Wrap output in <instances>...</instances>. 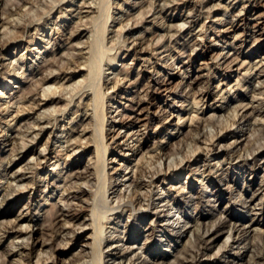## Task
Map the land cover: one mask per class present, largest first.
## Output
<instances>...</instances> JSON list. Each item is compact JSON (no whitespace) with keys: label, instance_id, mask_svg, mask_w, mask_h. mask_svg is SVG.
<instances>
[{"label":"rangeland","instance_id":"rangeland-1","mask_svg":"<svg viewBox=\"0 0 264 264\" xmlns=\"http://www.w3.org/2000/svg\"><path fill=\"white\" fill-rule=\"evenodd\" d=\"M28 1L0 0V41L11 39L0 50V264H36L39 255L42 261L54 256L56 264H119V255L126 251L133 264H264V257H259L264 215L255 216L264 210V0ZM94 17L107 30L98 29V24L92 27ZM229 21L235 22L234 31ZM102 29L104 38L99 34ZM224 30L228 32L221 33ZM96 33L100 43H93L103 48V52L97 48L101 54L91 45ZM201 42L205 47L197 45ZM221 53L226 58L217 60ZM48 59L56 63L52 66ZM89 59L95 62L90 64ZM245 61L250 66H243ZM155 80L168 84L158 90ZM51 88L62 100L41 99L44 89L51 96ZM230 89L222 98L223 90ZM30 91L34 94L24 98L23 93ZM205 91L212 95L196 108L192 102ZM138 98L144 103L131 114ZM179 114L185 120L181 130L176 125ZM128 116L137 122L122 128ZM193 116L201 117L200 123H191ZM100 124L106 127L109 150L105 174L98 178L92 167L97 157L92 139ZM161 144L162 164L156 151ZM141 157L145 158L139 168L144 171L138 172L134 166ZM125 165L134 169L126 178L131 169L125 170ZM76 171L87 173L77 181L69 176ZM136 180L139 186L130 187ZM103 185L108 192L104 196ZM75 190L85 192L67 197ZM133 190L151 198L140 207L130 198ZM254 194L256 209L251 211L244 204ZM53 204L82 219L56 218L54 211L49 216ZM154 213L160 215L158 220ZM197 220L203 227L194 225ZM237 220L241 231L252 226L245 241L247 236L231 228ZM188 222L194 225L192 232L198 229L192 238L161 226L179 229ZM29 225L31 234L19 232ZM229 230L233 233L228 242ZM206 231L208 236L200 238ZM98 232L103 234L98 240L104 250L100 262L87 246ZM151 232L152 238L139 237ZM209 237L214 238L212 244L206 242ZM27 240L31 251L21 255L17 246ZM155 252L164 259L155 258Z\"/></svg>","mask_w":264,"mask_h":264},{"label":"bare ground","instance_id":"bare-ground-1","mask_svg":"<svg viewBox=\"0 0 264 264\" xmlns=\"http://www.w3.org/2000/svg\"><path fill=\"white\" fill-rule=\"evenodd\" d=\"M27 1H28V0H27ZM55 1H57V0H55ZM146 1H147V0H146ZM28 2H29V1H28ZM248 2H249V1H248ZM44 3H45V2H44ZM83 3H84V2H83ZM136 3H137V2H136ZM138 3L140 4V2H138ZM37 4H38V3H37ZM53 4H54V3H53ZM56 4H57V3H56ZM101 4H102V3H101ZM134 4H135V3H134ZM149 4H150V3H149ZM46 5H48V4H46ZM102 5H103V4H102ZM102 5H101V6H102ZM83 6H84V5H83ZM99 6H100V5H99ZM135 6H136V5H135ZM149 6H150V5H149ZM151 6H152V5H151ZM50 7H51V6H50ZM50 7H49V10H50ZM54 7H55V6H54ZM141 7H142V6H141ZM152 7H153V6H152ZM152 7H151V8H152ZM32 8H33V7H32ZM92 8H93V7H92ZM100 8H101V7H100ZM106 8H107V7H106ZM151 8H150V11H147L148 14H150V12L152 11ZM154 8H155V7H154ZM160 8H161V7H160ZM160 8H159V9H160ZM201 8H202V7H201ZM46 9H47V8H46ZM53 9H54V8H53ZM147 9H148V8H147ZM157 9H158V8H156V10H157ZM226 9H227V8H226ZM33 10H34V9H33ZM51 10H52V9H51ZM102 10H103V9H102ZM104 10H105V8H104ZM154 10H155V9H154ZM161 10H162V9H161ZM38 11H39V10H38ZM43 11H46V10H43ZM95 11H96V10H95ZM49 12H50V11H49ZM49 12H48V13H49ZM101 12H102V11H101ZM103 12H104V11H103ZM145 12H146V11H145ZM208 12H209V11H208ZM42 13H43V12H42ZM45 13H46V12H45ZM80 13H82V10H80ZM98 13H99V12H98ZM29 14H30V13H29ZM148 14H147V15H148ZM108 15H109V13H108ZM141 15H142V14H141ZM144 15H145V14H143V16H144ZM143 16H142V17H143ZM38 17H39V16H38ZM103 17H105L104 14H103ZM106 17H107V16H106ZM190 17H191V15H190ZM39 18H40V17H39ZM94 18L96 19L97 17H94ZM94 18H92V20H93ZM107 18H109V17H107ZM143 18H144V17H143ZM33 19H35V18H33ZM95 19H94V20H95ZM251 19H252V18H251ZM260 19H261V18H260ZM31 20H32V19H31ZM35 20H36V19H35ZM80 20H81V19H80ZM94 20H93V21H94ZM96 20H97V19H96ZM96 20L94 21V24H93L94 26H92V27H96V25L98 24V21H99V20H97V21H96ZM100 20H101V22H102V21L105 20V19H100ZM32 21H33V20H32ZM107 21H108V20H107ZM259 21H260V20H259ZM95 22H97V23H95ZM104 22H105V21H103V23H104ZM185 22H186V21H185ZM188 22H189V21H188ZM194 22H195V21H194ZM260 22H261V21H260ZM33 23H34V21H33ZM21 24H22V23H21ZM95 24H96V25H95ZM101 24H102V23H101ZM182 24H183V23H182ZM229 24L231 25V27H230L229 29H230V30L233 29V31H234L235 28H236L235 22H234V21H231V22L229 21ZM13 25H14V23H13ZM16 25H17V24H16ZM18 25H20V24H18ZM18 25H17V27H18ZM102 25H103V24H102ZM102 25H101V27H103V29H105L106 27L104 28V26H102ZM104 25H105V23H104ZM179 25H180V24H179ZM97 26H98V27H97L98 29H101V27H100V23H99ZM128 26H129V25H128ZM128 26H127V27H128ZM182 26H184V25H182ZM260 26H261V25H260ZM15 27H16V26H15ZM99 27H100V28H99ZM192 27H193V26H192ZM121 28H122V27H121ZM93 29H94V28H93ZM98 29H96V30L98 31ZM103 29H102V31L99 30V31H100L99 34L101 33V36H100V37L103 36L102 33H105V32H103V31L107 30V29H105V30H103ZM175 29H176V28H175ZM181 29H182V28H181ZM179 30H180V29H179ZM203 30H204V29H203ZM90 32H91V30H90ZM95 32H96V31H95ZM95 32H94V30H93V34H94ZM113 32H114V31H113ZM222 32H223V33H227L228 30H227V31H225V30H224V31H221V33H222ZM16 33H17V32H16ZM17 34H18V33H17ZM104 35H105V34H104ZM13 36H14V35H13ZM172 36H174V35H172ZM1 37H2V36H1ZM90 37H91V36H90ZM92 37H93V36H92ZM92 37H91V38H92ZM95 37H96V38H92V39H91V40H92V42H91V45H92V46H93V44H94L93 41H94V42H97V43H100V41H99V40H100V37L97 36V33H96ZM97 37H98V38H97ZM104 37H105V36H104ZM104 37H102V38H104ZM118 37H120V36H118ZM2 38H4V37H2ZM13 38L15 39L16 37H13ZM102 38H101V39H102ZM106 38H107V37H106ZM120 38H121V37H120ZM17 39H18V37H17ZM94 39H95V40H94ZM96 39H97L99 42H98ZM102 40H103V39H102ZM117 40H118V38H117ZM10 41H11V39H10ZM10 41H8V40L4 41V40L1 39V41H0V50H3V49L8 45V43H9ZM103 41H104V40H103ZM120 41H121V39H120ZM125 42H126V41H125ZM158 42H159V40H158ZM158 42H157V43H158ZM160 42H161V41H160ZM195 42H196V41H195ZM92 43H93V44H92ZM97 43L94 44V46L96 47L95 50H97V48H98V47H97V45H98ZM102 43H103V42H102ZM117 43H119V42L117 41ZM122 43H123V42H122ZM89 44H90V43H89ZM158 44H159V43H158ZM183 44H185V43H183ZM189 44H190V43H189ZM189 44H188V45H189ZM231 44H232V43H229L228 45H231ZM87 45H88V44H87ZM91 45H90V46H91ZM116 45H117V44H116ZM121 45H122V44H121ZM185 45H186V44H185ZM197 45H199V46L201 45V46H204V47H205L204 42H201L200 44H197ZM92 46H91V47H92ZM98 46H99V45H98ZM100 47H101V46H100ZM113 47H114V46H113ZM115 47H116V46H115ZM115 47H114V48H115ZM188 47H189V46H188ZM93 48H94V47H93ZM108 48H109V47H107V48L105 47L104 49H106V51H107ZM110 48H111V47H110ZM119 48H120V47H119ZM202 48H203V47H202ZM88 49H89V48H88ZM98 49H99V48H98ZM102 49H103V48H102ZM102 49H99V50L102 51ZM111 49H112V48H111ZM196 49H197V48H195V50H196ZM205 49H206V48H205ZM207 49H208V47H207ZM89 50H90V49H89ZM91 50H92V49H91ZM93 50H94V49H93ZM99 50H97V51L99 52V54H101V51H99ZM112 50H113V49H112ZM108 51H109V50H108ZM93 52H94V51H93ZM98 52H94L93 54L99 56V54H97ZM102 52H103V51H102ZM105 53H106V52H105ZM103 54H104V53H103ZM53 55H54V54H53ZM88 55H89V54H88ZM90 56H91V55H90ZM221 56H222V53H221L220 55H218L217 60H219V58H220ZM93 57H95V56L93 55ZM99 57H100V56H99ZM55 58H56V57H55ZM96 58H97V57H96ZM103 58H104V57H103ZM113 58H114V60L112 59V61L115 62L116 58H115V57H113ZM221 58H222V59H225V58H226V55H223V57H221ZM94 59H95V58H94ZM94 59H93V63L95 62ZM263 59H264V58H263ZM48 60H49V59H48ZM52 60H54V58H53ZM55 60H56V59H55ZM55 60H54V61H55ZM89 60H90V59H89ZM99 60H100V59H99ZM110 60H111V59H110ZM233 60H234V59H233ZM236 60H238V59H235L234 62H236ZM49 61H51V59H50ZM49 61H48V62H49ZM54 61H53V62H54ZM56 61H57V60H56ZM85 61H86V60H85ZM91 61H92V59L90 60V64H93ZM112 61H111V62H112ZM48 62H47V63H48ZM51 62H52V61H51ZM51 62H49L48 64H50ZM53 62H52V66H53ZM88 62H89V61H88ZM216 62H217V61H216ZM259 62L261 63L262 61H259ZM44 63H45V62H44ZM47 63H46V64H47ZM54 63H56V62H54ZM101 63H102V62H101ZM182 63H185V62L182 61ZM218 63H220V62H217V64H218ZM231 63H232V62H231ZM236 63H237V62H236ZM84 64H85V63H84ZM113 64H114V63H113ZM185 64H186V63H185ZM245 64H247L246 61L243 63V66H244ZM255 64H256V63H255ZM54 65L56 66V64H54ZM82 65H83V64H82ZM94 65H95V64H94ZM99 65H100V64H99ZM99 65H98V66H99ZM37 66H38V65H37ZM44 66H45V65H44ZM50 66H51V65H50ZM52 66H51V67H52ZM83 66H84V65H83ZM85 66H87V65H85ZM98 66H97V67H98ZM245 66L247 67V66H250V65L247 64V65H245ZM257 66H258V65H257ZM42 67H43V66H42ZM89 67H90V65H89ZM92 67H93V66H92ZM97 67L95 66V70H96ZM172 67H173V66H172ZM230 67H231V66H230ZM246 67H244V69H245ZM47 68H48V66H47ZM99 68H101V67H99ZM123 68H124V67H123ZM173 68H174V67H173ZM89 69H90V68H88L87 71H89ZM249 69H250V67H248V69H246V70L248 71ZM50 70H51V69H50ZM50 70L48 69L49 72H50ZM90 70H92V69H90ZM40 71H42V70H40ZM44 71H45V70H43V72H44ZM53 71H54V70H53ZM93 71H94V68H93ZM247 71H246V72H247ZM41 73H42V72H41ZM97 73H98V71H97ZM43 74H44V73H43ZM46 74H48V73H46ZM46 74H45V75H46ZM49 74H50V73H49ZM49 74H48V75H49ZM182 74H183V73H182ZM48 75H47V76H48ZM245 75H246V74H245ZM90 76H91V73H90ZM44 77H45V76H44ZM57 77H58V76H57ZM48 78H49V76H48ZM96 78H97V77H96ZM42 79H43V78H42ZM45 79H46V77H45ZM89 79H90V78H89ZM89 79H88V80H89ZM93 79H94V77H93ZM99 79H100V78H99ZM237 80H238V79H237ZM242 80H243V79H242ZM8 81H10V80H8ZM92 81H93V80H92ZM155 81H156V84L159 86L158 90H162V88H163V87H166L167 84H168V81H166V83H165V82H161L160 80H155ZM247 81H248V80H247ZM11 82H12V79H11ZM31 82H32V81H30V83H31ZM41 82H42V81H41ZM44 82H45V81H44ZM48 82H49V81H48ZM96 82H97V80H96ZM88 83H89V82H88ZM99 84H100V83H99ZM236 84H237V85H240V84H241V80H238ZM95 85H96V84H95ZM117 85H118V84H117ZM95 87H96V86H95ZM57 88H58V87H57ZM186 88H189V92H190V90H192V83H191V84H190V83L187 84ZM218 88H219V87H218ZM48 89H49V88H48ZM55 89H56V88H55ZM67 89H68V88H67ZM34 90H35V89H34ZM34 90H33V91H34ZM45 90H46V89L43 90L44 92H43V96L41 95V97H42L41 99L46 100L47 103H49V102H51V101L53 102L54 100H57L58 98H60V100H62V97H55L56 94H54V93H55V92H54V89H53V90H52V88L50 89V90L52 91V92H51V96H49V95H50V94H49V90H47V91H45ZM57 90H58V89H57ZM57 90H56V91H57ZM99 90H100V89H99ZM167 90H168V88L165 89L164 91L166 92ZM33 91H32V92L30 91L31 93H30V92H27L26 94L23 93V94H24L23 97L25 98V95H27L28 93H29L28 95H30V94H31V95L34 94ZM63 91H64V90H63ZM230 91H232V90H231V89H230V90H227V91H226V90H223V94L221 95L222 98H224V92H225V93H228V92H230ZM35 93H36V95L38 94V92H35ZM52 93L54 94V97H53V94H52ZM56 93H57V92H56ZM59 94H60V93H59ZM204 94H205L204 96H203V94H201L202 98H200L199 100L196 99L194 102H192L193 105H194L196 108L200 105V103H202V102L204 101V97H205V96L210 97V96L212 95V92H211V91H205ZM28 95H27V96H28ZM31 95H30V96H31ZM96 95H97V94H96ZM27 96H26V97H27ZM75 96H76V95H75ZM19 97H20V96H19ZM35 97H36V96H35ZM43 97H44V98H43ZM49 97H52V98L50 99ZM73 97H74V96H73ZM80 97H81V96H80ZM32 98H34V97H32ZM32 98H31V99H32ZM34 99H35V98H34ZM81 99H82V98H81ZM135 99H136V98H135ZM23 100H24V99H23ZM43 100H42V101H43ZM138 100H139V98H138ZM138 100H137V101H138ZM187 100H188V99H187ZM40 101H41V100H40ZM72 101H73V100H72ZM80 101H81V100H80ZM94 101H95V99H94ZM132 101L134 102V100H132ZM135 101H136V100H135ZM27 102H28V101H27ZM32 102H33V101H32ZM96 102H97V101H96ZM13 103H14V102H13ZM47 103H46V104H47ZM67 103H68V102H67ZM143 103H144L143 99H140L138 102H135V105L132 106V108H131V109H132V110H131V112H132L131 114H136V113L138 112L140 106L143 105ZM6 104H7V103H6ZM14 104H15V103H14ZM35 104H36V103H35ZM52 104H53V103H52ZM183 104H184V103H183ZM183 104H182V105H183ZM9 105H10V104H9ZM11 105H12V104H11ZM38 105H39V104H38ZM94 105H95V104L93 103V106H94ZM32 106H33V105H32ZM67 106H68V104H67ZM194 106H193V107H194ZM33 107H34V106H33ZM88 107H89V105H88ZM88 107H87V108H88ZM95 107H96V105H95ZM5 108H6V107H5ZM32 109H33V108H32ZM5 110H6V109H5ZM24 110H25V109H24ZM26 110H27V109H26ZM47 110H48V109H47ZM29 111H30V109H29ZM45 111H46V110H45ZM49 111H51V110H49ZM49 111H46V112H49ZM259 111H260V110H259ZM17 112H18V111H17ZM23 112H24V111H23ZM86 112H87V111H86ZM190 112H191V111H190ZM190 112H189V113H190ZM42 113H43V112H42ZM251 113H252V112H251ZM17 114H19V112H18ZM43 114H44V113H43ZM45 114H46V113H45ZM100 114H101V113H100ZM191 114H192V113H191ZM235 115H236V114H235ZM235 115H234V116H235ZM237 115H238V114H237ZM237 115H236V116H237ZM254 115H255V114H254ZM42 116H43V115H42ZM236 116H235V117H236ZM251 116H252V115H251ZM40 117H41V116H40ZM45 117H47V116L45 115ZM45 117H44V118H45ZM93 117H94V116H93ZM97 117H98V116H97ZM90 118H91V117H90ZM95 118H96V117H95ZM130 118H131V121H130L129 123H127V120H129ZM135 118H136V117L132 118L131 116H128L127 119H126L125 121L121 122V124L124 125L122 128H125L126 126H130V125H134V124L137 122V121L134 120ZM200 118H201V117H200ZM200 118H199L198 116H193V117L191 118L190 121H192L191 123H193L194 121H196L197 123H200V122H199V121H200ZM39 119H40V118H39ZM41 119H42V118H41ZM93 119H94V118H93ZM202 119H203V118H202ZM202 119H201V120H202ZM42 120H43V119H42ZM42 120H40V121H42ZM49 120H50V119H49ZM81 120H82V119H81ZM99 120H100V119H99ZM232 120H233V119H232ZM234 120H235V118H234ZM55 121H56V120H55ZM71 121H73V120H71ZM71 121H70V122H71ZM82 121H83V120H82ZM70 122H69V123H70ZM98 122H99V121H98ZM184 122H185V120H183V117L181 118V117H180V114H179V122H178V124H176L177 126H179V129H178V130H181V129H182V127L184 126ZM55 123H56V122H55ZM99 123H100V122H99ZM99 123H98V124H99ZM101 123H102V122H101ZM94 124H97V123H94ZM107 125H108V124H107ZM176 125H175V126H176ZM191 125H193V124H191ZM191 125H190V126H191ZM233 125H234V124H233ZM88 126H89V125H88ZM95 126H96V125H95ZM210 126H211V124H210ZM92 127H93V125H92ZM96 127H97V126H96ZM96 127H94V129H95L94 132H95V134L97 135V138L95 139V141H94V139H92V141L96 143V149H97V152H96V153H97V157H96V161L94 160L95 162L93 163V166H92V167H93V171H94V173L97 174V176H98V178H99V176H102L101 174L104 173V171H105V169H106V167H107V161H106L107 158H106V154H107V152H108V150H109V147H108L107 143H105V140H104V137H105V136H104V130H105L106 127H105L104 125H101V124H100V126H98L97 128H96ZM208 127H209V126H208ZM218 127H219V126H218ZM221 127H224V125L221 126ZM42 128H43V127H42ZM42 128H40V130H43V129H44V128H43V129H42ZM177 128H178V127H177ZM229 128H230V127H229ZM229 128H228V129H229ZM86 129H87V128H86ZM222 129H225V127L222 128ZM173 130H174V129H173ZM43 131H44V130H43ZM39 132H40V131H39ZM171 132H173V131H171ZM23 133H24V132H23ZM26 133H27V132H26ZM26 133H25V134H26ZM128 134H129V133H128ZM138 134H139V133H138ZM37 135H38V134H37ZM93 135H94V133H93ZM136 135H137V133H134V134H132V135H128V137H130V138L132 137V138H133V137H135ZM200 135H201V134H200ZM202 135H203V134H202ZM204 135H205V134H204ZM206 135H207V134H206ZM212 135H213V134H212ZM66 136H67V135H66ZM197 136H198V135H197ZM211 137H213V136H211ZM214 137H216V136H214ZM92 138H93V137H92ZM207 139H208V138H207ZM24 140H25V139H23V141H24ZM35 140H36V139H35ZM65 141H67V140H65ZM80 142H81V141H80ZM70 143H71V142H70ZM163 143H164V142H163ZM25 145H26V144H25ZM211 145H212V144H211ZM71 146H74V145H71ZM76 146H77V145H76ZM24 147H25V146H24ZM197 147H199V146H197ZM211 147H212V146H211ZM69 149H70V148H69ZM192 149H193V148H192ZM194 149H195V148H194ZM198 149H199V148H198ZM198 149H197V150H198ZM19 150H20V149H19ZM132 150H133V149H129V151H132ZM195 150H196V149H195ZM205 150H206V149H205ZM219 150H220V149H219ZM15 151H16V150H15ZM46 151H47V150H46ZM77 151H78V150L73 149L72 152H77ZM95 151H96V150H95ZM133 151H134V150H133ZM156 151H157V154H158V155H157V161H159V163L162 164V163H161L162 160H163V157H162V154H163V152H162V144L157 146ZM200 151H201V149H200ZM211 151H213V150H211V148H210V152H211ZM214 151H215V150H214ZM190 152H191V150H190ZM195 152H196V151H194L193 153H195ZM40 153H41V152H40ZM96 153H95V154H96ZM132 153H133V152H132ZM137 153H138V152H135V153L132 154L131 156H134V155L137 154ZM191 154H192V153H191ZM233 154H234V153H233ZM233 154H232V156H233ZM241 154H242V153H240V157H241ZM41 155H42V153H41ZM194 155H195V154H194ZM229 155H231V154H229ZM144 156H145V155H144ZM45 157H46V156H45ZM191 157H192V156H191ZM94 158H95V157H94ZM144 158H145V157H141V159H139V161L137 162V164H136L134 167L136 168V167L138 166L137 168H139V164H140V162L143 161ZM170 158H171V157H170ZM183 158H184V157H183ZM241 158H243V157H241ZM184 159H185V158H184ZM254 159H256V158H254ZM229 160H230V159H229ZM235 160H236V159H235ZM228 162H229V161H228ZM39 163H41V162H39ZM39 163H38V164H39ZM157 163H158V162H157ZM255 163H256V162H255ZM178 164H179V163H178ZM245 164H246V163H245ZM91 165H92V164H91ZM140 166H141V165H140ZM159 166L161 167V165H159ZM169 166H171V165H169ZM169 166H168V170L170 169ZM176 166H177V165H176ZM250 166H252L251 169L254 168V165H253V164L250 165ZM149 167H150V166H149ZM149 167H148V168H149ZM160 167H159V168H160ZM174 167H175V166H174ZM124 168H125V170H128V169L130 168V165H125ZM146 168H147V167H146ZM157 168H158V166L155 167L156 170H157ZM130 169H131V171H130L129 173L125 174V176H124L125 178L128 177V176L134 171L133 167L130 168ZM160 169H161V168H160ZM142 170H143V168H142ZM142 170L139 168L138 172H139V171L143 172L144 170H143V171H142ZM162 172H163V171H162ZM86 173H87V172H79V171H76V172H73V173H72V172L69 173V176L71 177V179H73V180H74V179H77V181H78V180L82 179V178L84 177V175H86ZM160 173H161V170H160ZM166 173H167V172H166ZM172 173H173V172H172ZM104 174H105V173H104ZM140 174H144V173H140ZM153 174H154V173H153ZM157 174H158V173H157ZM157 174H156V175H157ZM169 174H170V173H169ZM177 175H178V174H175L174 176H177ZM221 175H222V174H221ZM142 176H143V175H142ZM148 176H149V174H148ZM152 177H153V175H152ZM172 177H173V176H172ZM132 178H134V176L130 177L129 179L131 180ZM219 179H220V178H219ZM43 180H44V179H43ZM100 180H102V179H100ZM106 180H107V179H105V181H106ZM134 180H135V179H134ZM96 181H97V180H96ZM103 181H104V180H103ZM105 181H104V182H105ZM133 182H134V181H133ZM164 182H165V181H164ZM8 183H9V182H8ZM10 184H11V183H10ZM53 185H54V183H53ZM98 185H100L99 182H98ZM105 185H106V182H105ZM105 185H103V187H102V186L100 187V188H102V191H104L103 189H104V186H105ZM123 185L125 186L126 184H123ZM129 186H130V187H131V186L137 187V186H139V181L136 180V182H135L134 184H130ZM262 186H263V185H262ZM130 187H129V188H130ZM46 188H47V187H46ZM105 188H106V187H105ZM262 188H263V191H262V194H263V192H264V186L261 187V189H262ZM261 189H260V190H261ZM17 190H18V189H17ZM20 190H21V188H20ZM100 190H101V189L98 188V191H100ZM106 190H107V189H106ZM4 192H5V191H4ZM84 192H85L84 190H75V191H70V192H68L66 195H67V197L70 196V195H73V198H75V197L78 198L77 194H82V193H84ZM258 192H259V191H258ZM5 193H6V192H5ZM74 193H75V194H74ZM93 193H95V191H94ZM102 193H103V192H102ZM115 193H116V192H115ZM196 193H197V192H196ZM106 194H108V192L106 193V191H104L103 195H102V194H101V195L104 196V195H106ZM112 194H113V193H112ZM146 194H147V193H146ZM64 195H65V194H64ZM197 195H198V194H197ZM98 196H99V194H98ZM98 196H96V197H98ZM121 196H123V195H121ZM255 196H256V194L253 195V198H252L249 202H247V203L244 204V205H246L251 211H254V210L256 209L255 206L252 208V203L255 201ZM6 197H7V195L4 194V195H3V199H5ZM71 197H72V196H71ZM109 197H110V196H109ZM147 197H150V198H151V196H150L149 194H147V195H145V196H141V194H139L137 190H133V193H132V195L130 196V198L132 199V202L134 201L133 203L136 202L138 205H141L140 207H142V203L146 200ZM98 198H99V197H98ZM102 198H103V197H101V199H102ZM105 198H107V197H105ZM105 198H104V199H105ZM130 198H129V199H130ZM150 198H148V201H150ZM195 198H196V197H195ZM199 198H202V196H200ZM263 198H264V195H263ZM107 199H108V198H107ZM109 199H110V198H109ZM122 199H123V198H122ZM0 200H2V199H0ZM98 200H99V199H98ZM125 200H126V199H125ZM188 200H189V199H188ZM106 201H107V200H106ZM127 201H129V200H127ZM146 201H147V200H146ZM95 202H96V201H95ZM103 202H105V200H104ZM130 202H131V200H130ZM99 203H100V201H99ZM126 203H127V202H126ZM200 203H201V202H200ZM130 204H131V203H130ZM150 204H151V203H150ZM150 204H149V205H150ZM68 205H69V204H68ZM95 205L98 206L97 203H96ZM101 206H102V205H101ZM101 206H100V207H101ZM102 207H105V204H104ZM118 207H119V206H118ZM132 207H133V206H132ZM145 207H146V206H145ZM148 207H150V206H148ZM50 208H51L52 210L50 209L51 212H49V216H50V213H51V216H52V214H53L52 211H54V215H53V216H56V218H57V217H61V216H64V217L67 216V217H69V218L74 217V219H76V220H79L80 218L82 219L81 215H79V214L70 215V213H71L70 211H71V210L69 211L68 209H67V210H66V209H62V208H60V207H57L56 204H53V207H50ZM95 208H97V207L94 206L93 209H94V210H97V209H95ZM29 209H30V207H29ZM93 209H92V210H93ZM99 209H100V208H99ZM115 209H116V208H115ZM117 209H118V208H117ZM50 210H49V211H50ZM139 210H140V209H139ZM261 210H262V209H261ZM100 211H101V210H100ZM100 211H99V212H100ZM102 211L104 212V210H102ZM134 211H135V210H134ZM136 211H137V210H136ZM47 212H48V211H47ZM103 212H102L101 214H99V215H102ZM73 213H75V212H73ZM92 213H93V212H92ZM71 214H72V213H71ZM2 215H3V212H2V210H0V216H2ZM103 215H104V214H103ZM263 215H264V210H262L261 212H258V211H257V213L255 212V216H259V217L261 216V217H262ZM159 216H160V215L154 213V217H156L157 220L159 219ZM167 216H168V215H167ZM91 217H92L91 220H93V219L95 220V219L97 218V213H96V218H93L92 215H91ZM98 217H100V216H98ZM104 217H105V216H104ZM163 218H165V217H163ZM97 219H98V218H97ZM99 219H101V218H99ZM102 219H103V218H102ZM227 219H228V218L226 217V221H227ZM85 220H86V218H85ZM163 220H164V219H163ZM219 220H220V219H219ZM252 220H253V219H252ZM230 221H231V220H230ZM235 221H236V220H235ZM237 221H238V220H237ZM91 222H92V221H91ZM95 222H97V220L93 221L92 224H91V225L93 226V227H92L93 229H94V228L96 229V223H95ZM108 222H109V221H108ZM195 222H196V224H194L195 226H196V225H199V226L204 225V223H203L201 220H197V221H195ZM218 222H219V221H218ZM67 223H68V222H67ZM97 223H98V222H97ZM164 223H165V221H164ZM164 223H163V225H161V226H164V227H165L164 229H166V230H167V229H168V230H169V229H172L173 232H175V233H181V234H180V237L183 236V238L188 237L189 234H190L189 236L191 237L192 234L194 235L195 230L198 231V229H195L194 232H192L191 230H192V227H193L194 225H191L189 222H188L187 224H185V226H183V228H179V229H176V226L174 227V225H170L171 228H169L170 226H166V225H164ZM226 223H227V222H222V224H225V225H226ZM233 223H234V222H233ZM240 223H241V221H240ZM99 224H100V223H99ZM161 224H162V223H161ZM222 224H220V225H222ZM245 224H246V223H245ZM245 224H244V225H245ZM88 225H89V224H88ZM220 225H219V226H220ZM100 226L104 227L102 224H101ZM205 226H206V225H205ZM233 226H234V227H231V228L234 230V232H236V233L238 232V233H239V232L241 231V228H240L241 225H239V221L236 222V223H234ZM30 227H31V226L29 225L28 227H26V231L21 230V231H19V232H20V233H25V234L29 235V234H31L32 231H33V230H29ZM97 227H98V226H97ZM202 227H203V226H202ZM229 227H230V226H229ZM251 227H252V226H249V227H245V226H244L243 230L240 232L241 235H242V233H243L244 236H247V237L244 238V241L248 239V233L251 232V229H252ZM100 228H101V227H100ZM193 228H194V227H193ZM198 228H199V227H198ZM231 228H230V229H231ZM250 228H251V229H250ZM101 229H102V228H101ZM101 229H98V231L101 230ZM255 229H256V228H254V232H255ZM96 230H97V229H96ZM150 230H151V229H150ZM156 230H157V229H156ZM172 230H171V231H172ZM233 230H232V231H233ZM256 230H257V229H256ZM171 231H170V232H171ZM199 231H200V230H199ZM232 231L229 230L230 234H228V237L226 238V239L228 240V242L231 240V239L229 240V238L232 237V233H233ZM252 231H253V229H252ZM261 231H262V230H261ZM62 232H63V231H62ZM101 232H102V231H101ZM254 232H253V233H254ZM257 232H258V231H257ZM262 232H263V231H262ZM209 233H210V232H209ZM62 234H63V233H62ZM199 234H200V233H199ZM199 234H198V236L201 235V234H200V235H199ZM203 234H205V235L203 236ZM203 234L201 235L200 238L203 237V239H204V237L208 236V232H207V231L204 232ZM65 235L68 236L69 234L67 233V234H65ZM102 235H103L102 233L99 235V232H98V234H93V236H92V240H93V242L87 245V246L90 245V246H91V250L93 251L94 256H92V258L94 257V259L97 260L98 262H100V260L102 259L103 255H104V254H103V253H104V252H103L104 250L102 249L103 251H102V250L100 251V249H99V245H100L99 242H100V241H98V240L102 239ZM142 235H143V236H148V237H151V238H152V237H154V232H151V233H149V234H147V235L143 233V234L139 235V237L142 236ZM239 235H240V234H239ZM193 237H194V236H193ZM191 238H192V237H191ZM197 238H198V237H197ZM200 238H198V239H200ZM209 238H210V237H209ZM24 239H25V238H24ZM195 239H196V237H195ZM210 239H211V238H210ZM263 239H264V238H263ZM29 240H30V238H29ZM174 240H175V239H174ZM201 240H202V239H201ZM212 240H214V238L211 239V240H208V241H206V242H207L208 244H212V243H213ZM190 241H191V240H190ZM29 242H30V241L27 240V242H25V243H21V244L18 245V246L16 245V246L19 248V251H20V252H19V251H18V252H19L21 255H22V253H24V252H26V251H28V250L31 251V250H30V243H29ZM101 242H102V241H101ZM101 242H100V243H101ZM177 242H178V239H177V241L175 242V244H176ZM196 242H197V241H196ZM199 242H200V241H199ZM201 242H202V241H201ZM201 242H200V243H201ZM225 242H227V241H225ZM207 243H206V244H207ZM12 244H13V241H12ZM204 244H205V243H204ZM204 244H203V245H204ZM206 244H205V245H206ZM208 244H207V245H208ZM225 244H226V243H225ZM255 244H256V243H255ZM255 244H254V245H255ZM31 246H32V245H31ZM210 246H211V245H210ZM255 246H256V245H255ZM33 247H34V245L32 246V250H33ZM207 247H208V246H207ZM257 247H258V246H257ZM262 247H263V246H262ZM15 248H16V247H15ZM196 248H197V247H196ZM209 248H210V247H209ZM244 248L246 249V248H248V246L246 245ZM116 249H118V248H116ZM127 249H128V248H127ZM206 249H207V248H206ZM24 250H25V251H24ZM114 250H115V249H114ZM128 250H129V249H128ZM133 250H134V249H133ZM196 250H197V249H196ZM21 251H22V253H21ZM134 251H135V250H134ZM193 251H194V250H193ZM219 251H220V250H219ZM261 251H262V252H261ZM261 251H259V252H261V254H259V255H261V256L258 255L260 258H261V257H264V254L262 255V253L264 252V248H262ZM130 252H132V251H130ZM197 252H198V250H197ZM203 252H204V251H203ZM128 253H129V251H128V252L126 251V252H124V253L122 252V254L119 255V256H120V259H121V261L119 262V264H126V262H125L126 260L128 261L127 264H133V262H132L131 260H128V259H127V256L129 255ZM190 253H191V252H190ZM238 253H239V252H238ZM238 253H237L236 256H238ZM29 254H30V253H29ZM191 254H192V253H191ZM196 254H197V253H196ZM28 256H29V255H28ZM115 256H116V255H115ZM117 256H118V255H117ZM190 256H191V255H190ZM204 256H205V255H204ZM53 257H54V256H53ZM53 257H52V256H49V257H47L45 260L43 259L44 261H42L41 255H39V257H38L39 259H38V261H36V262H37L36 264H41V263H44V264H56V263H58V259L55 260V258H53ZM154 257H155V258H159V259H164V255H163V256H162V255H159V253H156V252H155V254H154ZM200 257H201V256H200ZM89 258H91V257H89ZM180 259H181V258H180ZM200 259H201V258H200ZM91 260H92V259H91ZM189 260H190V259H189ZM258 260H259V258H258ZM191 261H192V260H191ZM256 261H257V260H256ZM93 262H94V261H93ZM93 262H92V263H93ZM145 262H147V261H145ZM145 262H144V263H145ZM253 262H254V261H253ZM100 263H101V262H100ZM100 263H99V264H100ZM115 263H116V262H115ZM154 263H155V262H154ZM161 263H162V262H161ZM188 263H189V262H188ZM232 263H234V261H233ZM260 263H261V262H260ZM94 264H95V262H94ZM230 264H231V263H230ZM234 264H238V263H234Z\"/></svg>","mask_w":264,"mask_h":264}]
</instances>
